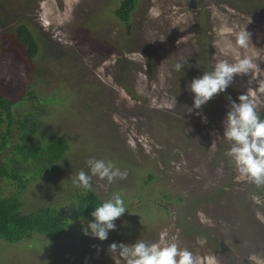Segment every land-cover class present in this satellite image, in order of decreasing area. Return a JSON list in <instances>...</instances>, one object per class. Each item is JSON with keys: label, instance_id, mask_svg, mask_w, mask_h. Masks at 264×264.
I'll return each mask as SVG.
<instances>
[{"label": "rangeland", "instance_id": "1", "mask_svg": "<svg viewBox=\"0 0 264 264\" xmlns=\"http://www.w3.org/2000/svg\"><path fill=\"white\" fill-rule=\"evenodd\" d=\"M119 1L0 0V93H36L39 100L24 99L16 111L37 105L39 139L55 134L68 144L63 160L30 180L23 211L71 210L88 190L73 180L88 171L89 157L127 171L111 184L92 177L90 190L102 200L119 192L127 208L106 240L84 235L86 221H71L58 237L0 240V264H118L109 243L161 238L190 251L194 264H264L263 184L239 174L222 133L227 95L264 101V0H140L127 23L113 13ZM19 23L38 43L33 59L17 41ZM245 24L250 42L238 48ZM217 41L231 42V54ZM243 56L253 62L247 75L199 114L187 111L193 77Z\"/></svg>", "mask_w": 264, "mask_h": 264}, {"label": "clouds", "instance_id": "2", "mask_svg": "<svg viewBox=\"0 0 264 264\" xmlns=\"http://www.w3.org/2000/svg\"><path fill=\"white\" fill-rule=\"evenodd\" d=\"M251 33L246 24L235 34V46L247 48ZM216 47L227 56L231 54L232 43L217 41ZM184 67L181 61L174 64L176 71ZM253 68L250 57H235L234 62L227 59L218 60L211 71L202 72L187 83V90L192 95V104L187 111L201 110L202 106L215 95L226 92L237 76L247 75ZM227 110L222 119V133L231 142L227 155L231 157L239 174L250 179L257 185L264 184V118L258 113V105L264 101L258 100L255 94L239 93L235 98L226 96ZM176 97L167 104L174 108ZM88 171L80 170L73 183L83 189L92 188V177L106 180L111 184L116 178L127 176L126 170L115 166L111 160L89 157L86 161ZM127 210L124 199L119 192H114L110 198L103 200L90 212L91 220L82 224V232L100 241L108 238L109 231L115 230L116 219ZM108 251L119 257L118 264H194L193 256L187 249H181L174 241L161 238L158 242L149 243L143 239L133 242L113 241L108 245Z\"/></svg>", "mask_w": 264, "mask_h": 264}, {"label": "trees", "instance_id": "3", "mask_svg": "<svg viewBox=\"0 0 264 264\" xmlns=\"http://www.w3.org/2000/svg\"><path fill=\"white\" fill-rule=\"evenodd\" d=\"M139 2L120 0L113 13L127 23ZM15 32L17 41L26 48L29 59H33L38 52V43L32 31L25 23H19ZM24 99L39 100L32 91L15 98L0 93V155H4L0 156V240L8 242L31 238L35 234L58 237L70 228L71 221L91 220L90 212L103 201L88 189L78 196L71 210L39 206L23 211L22 196L30 180L63 160L68 150L66 140L59 135L50 134L45 141L39 139L34 119L35 113L40 112L38 106L28 111H16L17 104ZM259 114L264 118V110ZM185 222L182 226L186 228L189 221Z\"/></svg>", "mask_w": 264, "mask_h": 264}]
</instances>
